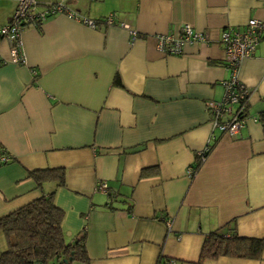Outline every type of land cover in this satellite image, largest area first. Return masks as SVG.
<instances>
[{"label":"crops","instance_id":"obj_1","mask_svg":"<svg viewBox=\"0 0 264 264\" xmlns=\"http://www.w3.org/2000/svg\"><path fill=\"white\" fill-rule=\"evenodd\" d=\"M62 1L76 17L25 26L22 63L0 38V216L53 191L64 237L84 231L89 264H264V245L256 258H200L215 229L264 239V35L237 68L244 124L220 131L206 108L230 76L221 32L264 21V0ZM15 3L0 0V25ZM183 23L206 42L159 50L158 35ZM45 167H63L65 185L27 174Z\"/></svg>","mask_w":264,"mask_h":264},{"label":"trees","instance_id":"obj_2","mask_svg":"<svg viewBox=\"0 0 264 264\" xmlns=\"http://www.w3.org/2000/svg\"><path fill=\"white\" fill-rule=\"evenodd\" d=\"M105 17L94 19L96 25L104 23ZM114 83L121 84L118 76ZM260 116L264 122V114ZM200 162L198 158L195 168ZM27 174L37 185L47 180L55 181L56 186L65 185L63 167L36 168L28 170ZM63 217V210L54 202L53 191L0 216V231L6 239V247L0 252V264H73L74 261L89 264L84 231L73 240H66L62 230ZM262 245L264 239L241 236L235 231L224 234L215 229L205 238L200 258L219 255L256 258Z\"/></svg>","mask_w":264,"mask_h":264},{"label":"built area","instance_id":"obj_3","mask_svg":"<svg viewBox=\"0 0 264 264\" xmlns=\"http://www.w3.org/2000/svg\"><path fill=\"white\" fill-rule=\"evenodd\" d=\"M58 12H67L70 16L76 17L73 12L67 10L62 0H47L43 3L39 0H16L11 17L7 23L0 25V38L8 41L12 62L22 63L24 60L22 29L29 24H41L44 19ZM80 20L91 27L97 26L94 19L81 18ZM104 23L112 24L113 14L107 15ZM117 24L127 27L123 21ZM129 32L132 37L136 35L133 30ZM262 35H264V21L255 18H250L242 29H224L221 32L220 41L224 49V62L230 69V76L223 81L225 87L223 99L206 102L213 128L235 133L244 124L247 92L237 79V68L243 58L251 56ZM206 40L203 32L194 29L189 23H183L176 33L159 34L157 47L167 53L179 54L185 43L192 44L206 42ZM231 104H236V109L232 110ZM0 159L5 161L7 157L1 156ZM188 173L190 174L191 170ZM97 189L108 192V186L104 181L97 183Z\"/></svg>","mask_w":264,"mask_h":264},{"label":"rangeland","instance_id":"obj_4","mask_svg":"<svg viewBox=\"0 0 264 264\" xmlns=\"http://www.w3.org/2000/svg\"><path fill=\"white\" fill-rule=\"evenodd\" d=\"M77 262H78V261H74L73 264H74V263H75V264H80V263H77Z\"/></svg>","mask_w":264,"mask_h":264}]
</instances>
